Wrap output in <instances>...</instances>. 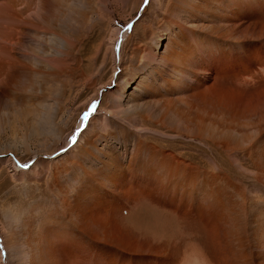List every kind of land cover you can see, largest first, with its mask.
<instances>
[{
    "label": "bare ground",
    "instance_id": "6f19581e",
    "mask_svg": "<svg viewBox=\"0 0 264 264\" xmlns=\"http://www.w3.org/2000/svg\"><path fill=\"white\" fill-rule=\"evenodd\" d=\"M107 9L0 0V165L23 184L55 177L49 203L16 211L0 258L264 264V0H171L144 27L147 47L137 42L125 58L128 71H112L104 118L97 104L88 131L80 122V140L56 153L63 165L17 162L22 149L33 159L63 140L74 83H106L101 64L99 74L88 66ZM115 24L113 54L123 38Z\"/></svg>",
    "mask_w": 264,
    "mask_h": 264
},
{
    "label": "rangeland",
    "instance_id": "374dc122",
    "mask_svg": "<svg viewBox=\"0 0 264 264\" xmlns=\"http://www.w3.org/2000/svg\"><path fill=\"white\" fill-rule=\"evenodd\" d=\"M95 1L105 2V4H107V8L109 9V11H106L105 13L106 16L103 19H101L99 25L96 27L93 34L91 33V35H101L102 39L93 41L91 43L94 44L93 45L94 47H97V45H99V43L101 42V46L99 50L100 53L98 56V60L94 62L93 65L92 63L91 65L89 64L88 67H90L89 70L91 72L97 74L98 73L97 68L101 64L102 66L99 71H101L102 74L108 73L106 83H104L103 86H101L100 83L93 87L83 86L80 85L78 82L74 83L75 86L71 94L69 91L66 97L64 98L65 99L64 102L68 100L69 112L67 111L63 117V119L67 121V126L65 128L63 140L56 147H53L51 150H47L45 152H40L39 155L35 156L33 159H32L33 156L31 154H28L27 156L26 153L22 152L23 149L20 150L19 153L14 157L18 160L17 161L18 163L23 165V167L24 165H27V167H24L25 169L30 168L34 164L31 163L34 161V159H36L37 164L39 163L45 164V162H48L50 159H53L55 161V166L56 164L58 166L63 165L65 160L59 157V155L57 154H59L60 150H65L67 148L66 145L74 134L77 135L78 137L77 140H80L81 135H79V132H77L80 126L79 125L80 122L83 124H85L86 122V124H88L87 128L82 129L80 131L81 134L87 132L88 128L92 126L91 121L85 119V113H90L93 110V105H95L96 107V105L98 104L97 106L100 108V111L96 113V116L98 117L99 121L104 118L105 115L104 111L107 108L105 101L106 95L111 92V89L114 86L112 82L109 83V78L111 76L112 71L114 70V68L122 71L123 73L126 71L124 67V63L126 61L125 58H128L129 55H131V52L135 47V44L137 42H140L146 45V41L143 39L144 27L151 23L157 24L158 21L161 20L162 18L161 15H163V11L166 4L171 0H95ZM161 3H165L164 4L165 6L161 7ZM113 24H115L116 27H118V30L122 33L121 38L123 37L122 38L123 40L121 39L119 43L120 44L119 49L116 50L114 54L111 51L112 49L110 45L112 39L116 37V35L114 36V33L112 31ZM47 36L51 37L49 34ZM88 50L91 51L92 48H89ZM94 50L91 51L92 55L94 53ZM104 55H105V59H103ZM90 74L91 73H89V75ZM89 75L87 76L89 77ZM81 89H83L86 92V94L82 97L78 96L74 100L73 96H75V94L78 91L81 92L82 91ZM69 95L71 97H69ZM92 97L93 99L91 100ZM52 100L54 103L56 102L54 99ZM69 100H71L72 102H69ZM88 102L89 104L84 106ZM96 125L97 123L94 124V127H96ZM35 147L38 148L37 144H35ZM50 156H52L53 158H49ZM1 163L2 162L0 161V164ZM44 166L48 168L49 165L45 164ZM0 174H2L0 178V183L4 185V187L2 188L0 186V257H1L3 249L4 248L6 249L5 247L6 241L9 240L11 237H13L12 235L14 234L11 233L12 231L11 219L14 217L16 211L18 210L17 211L18 213H22L24 209L35 203L42 196L45 197L47 203H49L48 199H50L52 194L49 184L53 183L55 177L53 172L48 171L47 174L44 175V177H41L42 178V181H40L41 186H39L38 183L36 181L33 182L32 181L33 179L31 178L29 179V183L23 184V180L20 178V176L13 175L11 170H9V168L5 166L0 167ZM16 205L20 209L15 208ZM22 230L23 228L19 227L18 231L22 232ZM24 250H25L24 254H26V248ZM6 254L5 257H3L4 259L0 258L1 264H16L17 256L12 255L11 253H8L7 255Z\"/></svg>",
    "mask_w": 264,
    "mask_h": 264
},
{
    "label": "snow or ice",
    "instance_id": "6c2138e0",
    "mask_svg": "<svg viewBox=\"0 0 264 264\" xmlns=\"http://www.w3.org/2000/svg\"><path fill=\"white\" fill-rule=\"evenodd\" d=\"M130 30V29H129ZM95 105H93L94 109ZM89 113H85V119L88 118ZM78 137L74 134L73 137L71 138V143L74 145L77 142ZM24 167H27V165H24Z\"/></svg>",
    "mask_w": 264,
    "mask_h": 264
}]
</instances>
